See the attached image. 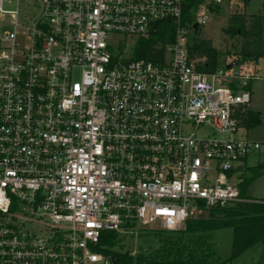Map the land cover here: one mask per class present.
I'll list each match as a JSON object with an SVG mask.
<instances>
[{"label":"built area","instance_id":"1","mask_svg":"<svg viewBox=\"0 0 264 264\" xmlns=\"http://www.w3.org/2000/svg\"><path fill=\"white\" fill-rule=\"evenodd\" d=\"M14 1L0 0V264H112L103 231L179 232L247 201L232 179L261 148L239 135L257 74L197 69L185 0H35L22 20ZM235 1L204 0L197 23ZM164 18L160 61L127 54Z\"/></svg>","mask_w":264,"mask_h":264},{"label":"trees","instance_id":"2","mask_svg":"<svg viewBox=\"0 0 264 264\" xmlns=\"http://www.w3.org/2000/svg\"><path fill=\"white\" fill-rule=\"evenodd\" d=\"M204 0H185L182 14V25L190 30H196L197 22L195 12L199 10ZM212 5H210V8ZM155 32L151 37L139 39L133 58H147L160 61L164 55L168 43L175 41V25L171 18H164L157 22ZM199 26V25H198ZM231 38L241 36L243 43L240 48V56L243 59H255L264 57V14L246 16L235 12L229 19L225 29ZM190 57L197 61V69L212 73L217 69L220 52L215 48L211 40L203 39L192 42L189 45ZM252 86L249 84L248 89ZM242 126H257L262 123L261 113L251 110L249 107L241 116ZM253 177L244 176L243 186H239L240 194L247 201L225 207H215L207 210L205 215L187 221L186 229L179 233L187 237L185 243H177L172 238L162 236L163 253L157 256L146 254L134 255L124 249L122 236L117 231H103L99 250L113 259L112 264H224L233 262L251 248L264 243V200L247 194L251 181L264 173V163L255 168L251 167ZM161 232V230H151ZM225 231H230L229 242L232 253L227 259H222L217 250L223 240ZM178 233V234H179ZM228 236V234H226ZM165 238V239H163ZM264 258V254H263Z\"/></svg>","mask_w":264,"mask_h":264},{"label":"rangeland","instance_id":"3","mask_svg":"<svg viewBox=\"0 0 264 264\" xmlns=\"http://www.w3.org/2000/svg\"><path fill=\"white\" fill-rule=\"evenodd\" d=\"M35 0H20L19 3L7 2L4 4V9L14 10L19 9L20 20H22L23 14L32 15L34 11ZM235 12L242 13L246 16L262 15L264 14V0H244L235 1L232 4H224L220 6H212L206 11L208 20L205 24L199 25L197 30L189 29V38L191 42H198L203 39L211 40L213 46L220 52L217 62V69H227V65L235 63L237 61L239 65L232 67L233 70L248 71L252 74H257V78L252 81L250 92L252 95V102L250 109L261 113L262 123L257 126H245L239 131V135L249 138L253 141H257L261 144V148L253 152L248 157L247 165L255 168L260 163H264V57L255 59H243L240 56V48L243 43L241 36L231 38L225 32L226 27L229 24V19ZM0 24L6 28H12V23L5 17H0ZM114 38H122V35L114 34ZM136 46V42L127 47V54H130L133 47ZM230 71V69H227ZM199 135H215V136H226L220 133L214 132L210 127H203L198 131ZM248 175L250 178L253 177L252 169L236 170L233 174V183L240 182V175ZM242 175V176H243ZM246 184V183H245ZM244 184V185H245ZM251 188V189H250ZM248 195L259 197L264 199V173L259 177L255 178L248 186H244ZM159 222H155L148 227L139 228V234L132 236H122V244L124 245L123 251H130L134 255L146 254L147 256H157L163 253L164 245L162 242V236L172 238L174 242L185 243L187 237H182L180 231H166L155 232L151 230H159ZM186 229V228H185ZM183 229V230H185ZM222 237V241L218 245V252L221 257L229 255L232 251L230 247L229 234L230 231ZM179 233V234H178ZM228 234V236L226 235ZM165 239V238H163ZM230 245V246H229ZM264 243H260L255 247L243 253L240 257L235 259L232 264H264Z\"/></svg>","mask_w":264,"mask_h":264},{"label":"crops","instance_id":"4","mask_svg":"<svg viewBox=\"0 0 264 264\" xmlns=\"http://www.w3.org/2000/svg\"><path fill=\"white\" fill-rule=\"evenodd\" d=\"M247 162H248V159L246 160V162H245V164H244V166L242 165L240 168H239V170H242V172H243V170L244 169H250L251 167H249L248 165H247ZM243 174H241L239 177H240V182L239 183H237V185L238 186H243V179H244V175L242 176ZM245 176H248V175H245ZM251 189V188H250ZM250 196H252V195H250ZM252 197H254V196H252ZM257 198V197H256ZM259 198V197H258ZM246 199H248V198H246ZM259 199H261V200H264V199H262V198H259ZM231 244V243H230ZM230 246V245H229ZM231 248H232V246H230ZM231 253H232V251H231ZM231 253L229 254V255H231ZM229 255H226L225 257H222V259H227L228 257H229ZM264 262V261H263ZM224 264H232V262H226V263H224Z\"/></svg>","mask_w":264,"mask_h":264},{"label":"water","instance_id":"5","mask_svg":"<svg viewBox=\"0 0 264 264\" xmlns=\"http://www.w3.org/2000/svg\"><path fill=\"white\" fill-rule=\"evenodd\" d=\"M199 24L196 22L195 24H194V28L197 30L198 29V27H200V26H198ZM239 65V63L237 62V61H235V63H232V64H229V65H227V69H231L232 67H237Z\"/></svg>","mask_w":264,"mask_h":264}]
</instances>
